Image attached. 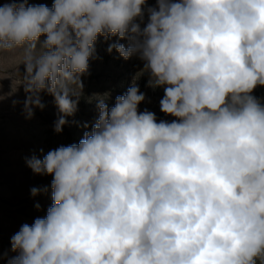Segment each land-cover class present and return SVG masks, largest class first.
<instances>
[{"label": "clouds", "instance_id": "9594fccd", "mask_svg": "<svg viewBox=\"0 0 264 264\" xmlns=\"http://www.w3.org/2000/svg\"><path fill=\"white\" fill-rule=\"evenodd\" d=\"M99 37L143 67L114 106L97 97L78 143L26 161L53 177L52 205L11 237L8 264H264V0H3L26 118L47 93L62 132ZM142 75L171 122L140 111Z\"/></svg>", "mask_w": 264, "mask_h": 264}, {"label": "rangeland", "instance_id": "374dc122", "mask_svg": "<svg viewBox=\"0 0 264 264\" xmlns=\"http://www.w3.org/2000/svg\"><path fill=\"white\" fill-rule=\"evenodd\" d=\"M28 2L51 7L53 0ZM153 5L154 0H149V6ZM117 40V37L107 41L98 38L95 57L90 59L88 73L81 78L84 87L78 111L74 116L66 117L67 123L60 133L54 131V124L62 113L47 93H41L44 109L35 108L32 118H26L23 105L26 93L21 84L25 71L21 64L22 51L5 52L0 56V94L5 96L0 101V264H8L18 254L11 250V237L23 224H31L37 217L45 216L52 205L53 177L35 174L26 161L34 155L42 159L50 150L78 143L98 118L97 97L104 96L109 107L114 106L116 96L126 93L142 69L143 62L136 56L125 60L115 50L107 51L109 44ZM119 42L127 45V41ZM147 80V75L136 80L140 91L146 94L140 111L147 108L156 114L158 121L171 122L175 118L166 116L159 109L163 88L153 90L146 86ZM254 95L264 98V87H258ZM14 101L18 103L14 104ZM32 188H47V192L40 191L33 196ZM37 204L41 206L39 210Z\"/></svg>", "mask_w": 264, "mask_h": 264}]
</instances>
